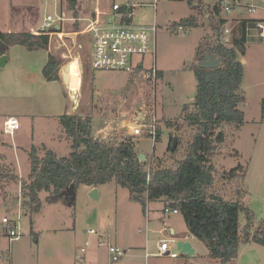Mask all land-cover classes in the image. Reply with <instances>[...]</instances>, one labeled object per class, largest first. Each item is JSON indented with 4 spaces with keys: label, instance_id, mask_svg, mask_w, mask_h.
Masks as SVG:
<instances>
[{
    "label": "rangeland",
    "instance_id": "374dc122",
    "mask_svg": "<svg viewBox=\"0 0 264 264\" xmlns=\"http://www.w3.org/2000/svg\"><path fill=\"white\" fill-rule=\"evenodd\" d=\"M127 1L79 0L76 13L69 9L66 0H0V31L33 33L47 13H63L67 18L60 33L49 34L48 48L30 50L15 44L0 55V162L19 177L13 180L7 176L0 185V264H116L119 261L112 262L109 254V245L115 242L113 230L124 224L127 209H142L143 214L146 213L139 202L131 200L129 189L114 179L95 187L80 184L73 194L75 204L70 202L72 195L50 203L46 200L47 192L41 191L39 211L31 213L29 208L22 207L20 179L27 178L30 172L29 149L36 145L42 148L40 154H43L46 146L62 156L71 152V143L62 132L59 115L92 116L96 137L120 138L126 135L124 120L133 117L142 101L155 98L161 135L157 141L147 133L135 138L136 150L149 157L155 152L164 158L168 167H175L176 161L185 155L194 130L183 122L182 117L196 98L197 79L193 67L199 63V46L212 32V10L217 0H199V8L192 6L190 0H136L139 6H135L134 21L152 24L156 13L158 26L155 47L153 45L151 52L141 57L143 70L134 74L135 70L92 69L89 67L91 34L84 33L87 18L95 17L97 7L107 21L114 13L113 4ZM251 2L242 0L245 15L251 14L246 7ZM257 2V14H264V0ZM240 10L239 7L231 12L222 10L218 19L240 14ZM189 15L197 16L198 25L179 29L178 23ZM49 53L62 63L60 75L67 63L76 60L79 64L81 86L76 108L71 90L63 80H48L43 74ZM241 61L244 65L241 89L246 101L240 108L244 111L245 122L236 131L225 126L229 128L230 136L214 162L219 170L238 164L250 166L245 179L247 193L243 199L252 209L257 225L264 218V121H261L264 40H250ZM153 67L160 72L156 78ZM10 116L19 120V128L14 134L5 131L4 121ZM177 119H180L179 127L166 124L167 120ZM175 137L177 150L172 153L169 147ZM216 186L228 198L242 190L238 181H223L220 176ZM94 189L97 196L92 194ZM5 216L20 233L13 241L3 223ZM246 222V214L241 212V229ZM135 227L139 229L140 225L137 223ZM91 229L111 235L100 237L92 234ZM103 240L105 244L99 246L98 242ZM255 246L259 249L244 251L246 255L252 250V262L242 259L241 264H264V245ZM93 251L95 263L88 260Z\"/></svg>",
    "mask_w": 264,
    "mask_h": 264
},
{
    "label": "trees",
    "instance_id": "16d2710c",
    "mask_svg": "<svg viewBox=\"0 0 264 264\" xmlns=\"http://www.w3.org/2000/svg\"><path fill=\"white\" fill-rule=\"evenodd\" d=\"M66 2L69 9L77 13L79 0ZM190 4L199 8L200 1L195 4V0H190ZM120 10L133 9L123 5ZM221 11L216 4L213 6L212 32L199 46L198 57L210 52L222 57L223 61L215 68H202L199 63L193 67L197 79L196 98L193 105L186 108L182 120L194 132L184 157L176 161L175 167L166 166L164 158L155 152L142 161L133 136L125 140L96 137L92 116L62 114L58 120L71 143V152L62 156L46 146L43 154H40L42 148L36 145L29 149L30 172L27 178L20 179L22 207L29 208L31 213L39 211L41 191L47 192L48 202L55 203L67 199L71 184L76 190L82 183L95 187L114 179L129 189L131 200L139 202L144 210L148 203L157 200H163L165 207L178 209L189 231L207 247L209 256L221 259L223 264L238 257L242 243L253 241L264 245V218L255 225L253 211L243 199L247 193L248 165L238 164L219 170L214 162L230 136L228 129L236 131L244 124L240 104L246 101L241 89L244 76L241 59L248 43L246 20L235 25L233 40L226 44L222 41V29L229 20L227 17L218 19ZM178 25L185 28L196 26L197 16L182 18ZM49 41V34L36 35L27 30L0 31V55L5 54L11 45L20 44L34 50L48 48ZM61 66L60 60L49 53L43 68L46 79L61 80ZM143 68V65L136 67L134 74ZM157 73L160 75L159 71ZM261 109V121H264V98ZM178 120H167L166 124L179 127ZM226 125L230 127L225 128ZM160 135L161 126L158 124L157 139ZM176 150H172L171 143L169 151ZM7 176L19 179L11 168L0 162V185ZM219 176L223 181H238L242 185L241 192L234 197H225L216 186ZM71 197V204H75V197ZM241 212H245L247 219L243 229L240 228Z\"/></svg>",
    "mask_w": 264,
    "mask_h": 264
},
{
    "label": "built area",
    "instance_id": "2783aa9c",
    "mask_svg": "<svg viewBox=\"0 0 264 264\" xmlns=\"http://www.w3.org/2000/svg\"><path fill=\"white\" fill-rule=\"evenodd\" d=\"M257 3V0H252L251 3L246 5L249 12H251L248 17L244 18L247 24L248 42L254 38L264 40V17H255L258 12ZM123 5H126L128 8L132 7L133 10H120ZM216 5L226 12H231L235 7H239L241 10L244 8L242 0H217ZM135 6H139L136 0H128L125 3L115 2L113 4L114 13L109 20L104 21L102 12L98 10L95 17L87 18L88 23L85 26L84 33L91 34L90 66L92 69L99 71L134 72L136 67L143 65L141 57L151 52L153 45L155 47L158 26L156 23V13L152 24L136 23L134 21ZM66 19L63 13H47L43 17L41 25L36 30H33V33L36 35L60 33L59 30L63 27V22ZM235 24L237 23L231 24L228 22L223 26L222 41L224 43L229 44L232 42ZM57 26H60V29ZM179 29H185V26L179 25ZM157 71L158 69L153 67L152 73L154 78H156ZM157 114L155 98L151 101H142L140 109L136 110L133 117L124 120L126 135L122 136L121 140H125L129 136L138 138L147 133L152 135L156 141L158 130ZM4 125L6 132L14 134L16 129L19 128V120L14 116L9 117L4 121ZM149 177L150 172L148 173ZM147 212L148 205L146 208ZM170 213H179V211L176 208L165 207L163 209L165 216ZM10 220L7 216L3 217V223L8 228L9 238L13 241L19 238L20 233L16 229V225L10 224ZM90 232L97 234L93 229ZM104 243L102 241V244ZM176 244V239H162L156 254L178 257L180 253L173 250ZM86 245H89V241L86 242ZM82 251L85 252L86 249L82 248ZM125 252V249L121 246L109 245V254L112 262L119 261Z\"/></svg>",
    "mask_w": 264,
    "mask_h": 264
},
{
    "label": "crops",
    "instance_id": "0c3cea01",
    "mask_svg": "<svg viewBox=\"0 0 264 264\" xmlns=\"http://www.w3.org/2000/svg\"><path fill=\"white\" fill-rule=\"evenodd\" d=\"M97 10L101 12L96 7V11ZM243 12V10H240V14L227 17L229 20L228 22H230L231 24L239 23L242 19L248 17V15H245ZM255 17L261 18L264 17V14L258 13L255 15ZM249 169L250 166L248 165V171ZM164 207V201L157 200L148 203V212L145 214H143L142 209H127L128 212L124 215V224L122 226L120 225V228L118 230H113L115 242H112L110 244L121 246L126 251L124 256H122V258L116 264H223L221 259L209 256L207 247L202 243L201 240H199L189 231L184 217L180 212L170 213L165 216L163 214ZM137 223L138 225H140L139 229H136L135 227ZM105 234L109 237L111 235L109 232ZM105 234H99L97 232V234L95 235L105 237ZM165 238L176 239L177 242H190L194 253L182 254L180 253V250L178 249V246L176 244L173 250H176L180 253L178 257L157 255L156 253L158 252L159 243L162 239ZM255 243L256 242L253 241L242 243L240 246L238 257L226 264H241L242 259H249L248 262L251 263L252 258L254 257L252 254V248L259 249L256 248L257 246H255L258 243ZM98 245H103L102 241H99ZM247 249L252 250L245 255L244 251H246ZM88 260L91 263L97 262L96 254L94 253V251L90 252V254L88 255Z\"/></svg>",
    "mask_w": 264,
    "mask_h": 264
},
{
    "label": "water",
    "instance_id": "95a60500",
    "mask_svg": "<svg viewBox=\"0 0 264 264\" xmlns=\"http://www.w3.org/2000/svg\"><path fill=\"white\" fill-rule=\"evenodd\" d=\"M197 1L198 0H195V4H197ZM57 28L60 29V26H57ZM222 61H223L222 57H217L213 53L206 52L205 54L200 56L199 66L202 68H215V67H218ZM69 66H70V63H67L65 66H63V68L61 70V78L64 81L66 87L70 91ZM75 82H76V77L74 76L72 78V84ZM79 88H80V86H79ZM70 94H71V97L73 98L74 103H75L74 107L76 108L79 104V101L77 98L78 97V90H71ZM176 146H177V138L175 137L173 139V142H172V150H175ZM140 157H141L142 161L146 160V158H147L145 154H141V153H140ZM68 193L70 195H73L75 193V185L74 184H71L70 188L68 189ZM92 194L94 196H97V190L94 189ZM177 246H178V249L180 250V253H182V254H193L194 253V250H193L190 242H188V241H178Z\"/></svg>",
    "mask_w": 264,
    "mask_h": 264
},
{
    "label": "bare ground",
    "instance_id": "6f19581e",
    "mask_svg": "<svg viewBox=\"0 0 264 264\" xmlns=\"http://www.w3.org/2000/svg\"><path fill=\"white\" fill-rule=\"evenodd\" d=\"M69 73H70V90H78L79 86H81L80 85L81 74H80L79 64L76 60L70 62ZM74 76L76 77V82L72 84V78Z\"/></svg>",
    "mask_w": 264,
    "mask_h": 264
}]
</instances>
